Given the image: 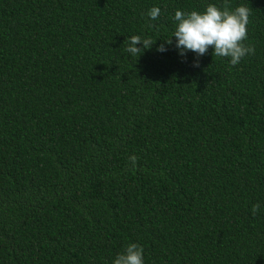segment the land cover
Masks as SVG:
<instances>
[{"label": "trees", "instance_id": "trees-1", "mask_svg": "<svg viewBox=\"0 0 264 264\" xmlns=\"http://www.w3.org/2000/svg\"><path fill=\"white\" fill-rule=\"evenodd\" d=\"M224 3L0 0V264H264V0L236 66L172 37Z\"/></svg>", "mask_w": 264, "mask_h": 264}, {"label": "clouds", "instance_id": "clouds-1", "mask_svg": "<svg viewBox=\"0 0 264 264\" xmlns=\"http://www.w3.org/2000/svg\"><path fill=\"white\" fill-rule=\"evenodd\" d=\"M250 14L251 10L246 6L230 10L227 0L222 8L209 4L203 12L177 10L174 15L177 26L172 37H175V47L179 50V55L185 56L190 51L202 57L211 48L213 56L230 58L232 66L238 65L247 55L255 54L254 46H246L243 43L247 39ZM160 15L159 7H153L148 12L151 20L158 19ZM155 42L151 38L132 36L128 40L126 51L132 56L139 57L145 50L151 49ZM164 42L171 45L172 39ZM157 51L162 53L166 48L162 44ZM193 66L199 67V63L196 62ZM137 159L135 156L130 157L133 166ZM260 207L259 204L252 206L254 216L260 211ZM143 253L144 250L139 245L129 244L116 256L113 264H144Z\"/></svg>", "mask_w": 264, "mask_h": 264}]
</instances>
